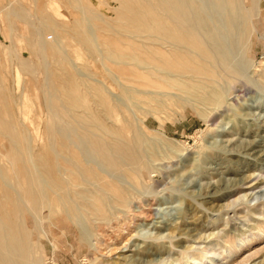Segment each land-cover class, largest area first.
I'll use <instances>...</instances> for the list:
<instances>
[{
  "label": "bare ground",
  "instance_id": "obj_1",
  "mask_svg": "<svg viewBox=\"0 0 264 264\" xmlns=\"http://www.w3.org/2000/svg\"><path fill=\"white\" fill-rule=\"evenodd\" d=\"M119 3L116 20L105 18L88 4L81 10L92 14L89 26L93 29V40L100 41L99 32L105 36L107 60L114 64V71H111L140 93H146L142 102L148 106L153 101H161L160 97L178 96L194 104L220 106L223 100L228 103L232 84L247 75L245 69L257 67L256 60L248 56L247 51L253 48L256 34L259 35L258 23L254 21H260L259 0H251L250 6L246 0H119ZM27 14L22 13V18L29 23L31 34L42 39L34 50L43 56L41 69L45 79L42 83L47 107L45 138L40 151L35 153L33 140L38 135L27 127L25 113L21 114L23 119L11 114V90L3 88L0 92V134L8 138V144L0 143V264H42L30 234L37 228L38 233L45 235L41 225L44 219L39 213L45 207L51 212V219L58 210L64 212L63 218L74 219L95 249L98 246L92 239L97 234L86 228L87 217L110 224L116 211L123 212L125 218L117 228L131 224L135 218L148 219V204L140 200L138 206L130 203L138 200L136 193L146 189L142 179L144 171L150 169L152 157L159 152L164 139H171L143 121H131L126 103L111 97L113 92L105 95L106 82V88L101 84L90 87L80 80V76L87 75L85 72L73 73L70 68L54 65L50 57L57 56V48H61H55L57 39L53 45L43 33L48 28L55 32V27L47 23L35 25ZM61 29L66 31L67 28ZM73 63L77 69V64ZM23 67L31 68L30 63H23ZM258 80L264 82V71ZM148 130L156 135L149 136L145 132ZM246 131L234 142L238 149L233 157L223 156L217 161L219 180L204 197L205 201L225 200L230 193L250 182L252 173H247L248 169L264 162V127H257V130L249 127ZM253 185L250 183L247 188ZM193 202L191 200L175 219L160 226L156 221L157 234L150 233L133 244L129 241L118 248L122 260L126 264L161 263L163 250L158 240L163 238L160 236L163 230L178 229V240L189 239L195 234L192 220L187 219L194 211ZM28 214L33 217L34 228L28 226ZM175 247L183 248L170 245L169 249L175 251ZM174 262L175 258L170 264Z\"/></svg>",
  "mask_w": 264,
  "mask_h": 264
},
{
  "label": "rangeland",
  "instance_id": "obj_2",
  "mask_svg": "<svg viewBox=\"0 0 264 264\" xmlns=\"http://www.w3.org/2000/svg\"><path fill=\"white\" fill-rule=\"evenodd\" d=\"M87 4L109 20L119 17V0H0V92L3 88L9 92L11 90V114L19 119H23L21 114L27 115V127L38 135L33 140L34 152L40 151L45 138L47 107L42 83L45 73L41 69L43 56L34 50L42 39L33 37L30 25L22 18V13H29L31 16L27 15L35 25L47 23L55 27V32L50 28L44 31V38L47 37L46 41L53 45L57 43L55 48L60 46L67 54L57 48L61 54L50 57L54 65L70 68L73 73L77 70L85 72L87 75H83V78L80 76V80L86 81L90 87L104 86L106 82L105 95L110 96L113 92L111 97L124 101L131 121H143L150 128L163 131L171 139H164L165 143L160 145L159 152L152 157L150 169L144 171L142 179L146 189L136 193L138 200L130 203L138 206L140 200L148 204V219L135 218L131 224L124 225L125 228L118 226V229V223L125 218L123 212L116 211L110 224L98 218L92 220L90 217L93 216L87 217L86 228L98 235L92 239L98 246L95 249L82 234L81 225L74 219L63 218L65 214L61 210L55 212L51 219V212L45 207L39 210L44 219L41 225L45 235L38 233L37 228L30 234V240L37 247L36 256L39 261L42 264H114L113 261L126 264L118 248L129 241L133 244L150 233L157 234L158 227L154 225L160 226L175 219L194 200L195 212L187 219L192 220L195 234L189 239L178 240V229L163 230L160 234L163 238L158 240L163 250V261L152 264H170L174 258L176 262L171 264H264V162L248 169L247 173H252L250 182L230 193L225 200H204L219 180L216 173L220 165L217 161L223 156L233 157V152L238 149L234 142L246 134L249 127L255 130L264 127V82L258 80L264 71V37L261 35H264V0H259L260 21L254 19L258 23L260 36L256 34L253 48L247 51V55L256 60L257 67L251 66L249 69V66L248 70L245 69L246 76L235 81L231 88L226 86L231 93L229 104L223 100L224 104L220 106L194 104L179 96L171 99L160 97L161 101H153L149 106L142 102V97L147 94L140 93L135 86L129 85L112 72L114 64L107 60L109 53L104 44L105 36L99 32L100 41L93 40V29L89 26V16L92 14L87 15L81 10ZM246 4L250 6L251 0H246ZM61 27L67 28L66 31ZM95 31L98 32L96 28ZM56 39L59 43H54ZM85 39L90 41L84 42ZM71 60L77 64V69ZM23 63H30V70L25 69ZM138 88L143 89L142 86ZM145 132L149 136L156 135L151 130ZM0 143L8 144V138L3 134H0ZM250 183L254 185L247 188ZM26 218L28 226L34 228L33 217L28 214ZM170 245L173 248L181 245L183 248L175 247L174 251L170 250ZM132 253L126 254L132 256Z\"/></svg>",
  "mask_w": 264,
  "mask_h": 264
}]
</instances>
